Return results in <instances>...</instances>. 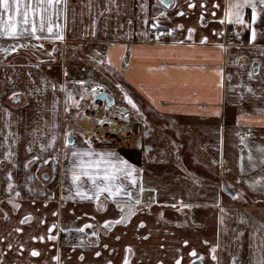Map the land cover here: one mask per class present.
Returning <instances> with one entry per match:
<instances>
[{"label":"crops","instance_id":"1","mask_svg":"<svg viewBox=\"0 0 264 264\" xmlns=\"http://www.w3.org/2000/svg\"><path fill=\"white\" fill-rule=\"evenodd\" d=\"M168 1L165 7L159 0H66L59 5L60 17H54L59 28L53 33H62V40L25 37L17 43L30 53L0 52L9 57L0 61V264H124L125 259L128 264H234V258L235 264H257L264 255V190L258 183L249 186L264 178V8H258L254 23L251 8H244L245 24H233L224 18L226 0ZM154 32L159 40H152ZM38 34L51 35L46 29ZM227 34L232 41H226ZM12 43L0 38V47ZM84 47L95 50L94 62L77 66L73 77L56 58H44ZM15 55L25 62L11 65ZM33 55L38 58L31 61ZM254 61L257 72L249 79ZM66 77L75 94L81 93L77 97L92 95L97 85V93L109 88L111 94L104 93L110 100L102 99L98 112H117L137 126L143 119L142 126L151 130L143 131L145 138L160 140L158 151L142 155L143 139L133 147L66 148L63 114L71 107L64 106ZM13 92L20 103H13ZM125 93L143 118L134 120ZM104 101L113 107L105 108ZM84 120L69 122V130L75 132L71 128H81ZM102 127L115 129L109 137L121 144H134L129 132L119 138L123 126ZM74 150L114 152L106 159L119 157L138 170L132 174L135 184L124 176L117 180L141 201L134 215L106 226L105 221L120 219L116 202L126 197L93 198L87 177L81 178V191L88 196L76 195L67 171L78 162ZM77 229H90L92 243L58 247L60 233L82 236Z\"/></svg>","mask_w":264,"mask_h":264},{"label":"snow or ice","instance_id":"2","mask_svg":"<svg viewBox=\"0 0 264 264\" xmlns=\"http://www.w3.org/2000/svg\"><path fill=\"white\" fill-rule=\"evenodd\" d=\"M164 2L165 0H161V3ZM62 3H66V0H0V38H8L13 41V43L10 44L8 48L0 47V52H14L18 48L23 47L24 45L17 43V41L25 37H30L36 40L53 38L62 40V33H53L54 27L59 28V25L54 23V17L58 19L62 14L63 9L59 7V5ZM141 7L143 8V5ZM246 7L251 8V21L254 23L257 20L258 8H264V0H226L224 18L227 19L229 23L245 24V21L242 19V17L243 10ZM221 23H224L223 19L221 20ZM45 29L51 35L42 36L38 34L43 33ZM191 31L192 29H189V32ZM255 35V29L253 28V40L255 39ZM206 40L207 38L205 37L204 40H202V43ZM218 47L223 48L224 46L218 45ZM97 63H102V61H97ZM253 63L256 62L254 61ZM247 74L249 79H252L256 74V69L249 71ZM78 83L84 84L85 81H78ZM53 87H55V85H53ZM98 87L101 86L97 85L91 90L93 96L97 94L96 88ZM117 87H119V85H117ZM84 91L87 92L88 90L85 89ZM247 91L252 92L253 89L248 87ZM12 97L15 102H18L17 93L13 92ZM83 98L84 96L82 95L81 99ZM105 98L110 100L108 97ZM124 99L139 114V108L137 107L136 103H134V101L126 93L124 95ZM65 111H67V109H65ZM215 114L219 115L218 111ZM99 122L104 123V121ZM70 135L71 133H65L66 148L72 145V141L69 139ZM54 140L55 137H53V142ZM241 143H244L243 138H241ZM41 147L43 148L44 146L41 145ZM260 151L262 153L260 157V164L264 165V149H261ZM6 155L10 156L11 153ZM65 155H67V153H65ZM71 156L76 158L78 162H73L67 171L71 175V182L76 189V195L81 199H85L88 196L87 192L81 191V186L83 183L81 180L82 177H87V180L91 182L93 198L95 199H98L101 193H107V198H115L117 196L126 197L123 202H116V207L121 212L120 219L116 221H105L106 226H111L115 223H122L135 214V205L141 203L140 199L133 197L132 192L127 187H125L123 183H117L118 178L120 176H124L125 179H131L132 183L135 184V179L132 177V174L138 171L135 167H133L127 160L120 159L119 157L116 158V161L106 159V157H115L116 153L114 152L94 153L92 151L82 152L80 150H74L71 152ZM85 156L90 157V159L85 161L83 159ZM92 157L95 158L92 159ZM241 160H243V157H241ZM248 161L252 167L256 166L253 163L251 152H249ZM25 167H27V164ZM243 170V164H241V171L243 172ZM9 179H11V174H9ZM257 183L260 185V188L264 190V178H262L261 181H256L253 184H250L249 186L253 187ZM8 187L11 189L12 184L10 183ZM143 191L144 188L141 186L139 192L142 193ZM16 195H19V192H17ZM145 206L148 207L150 205ZM102 207L103 205L98 204V209ZM85 227H91V225H86ZM77 231L82 232L83 229H77ZM93 235L96 234L93 233ZM240 235L242 236L243 233H240ZM49 238L53 239L54 237ZM261 245L264 246V240L261 241ZM215 251L216 249L213 248L212 252L215 253ZM32 255L35 256L38 255V253L33 251ZM96 255L99 256V252H97ZM80 259L83 260V256H81ZM213 259H216L215 255H213ZM124 264H128L127 259H125ZM177 264H179V261H177ZM257 264H264V255L261 256Z\"/></svg>","mask_w":264,"mask_h":264},{"label":"rangeland","instance_id":"3","mask_svg":"<svg viewBox=\"0 0 264 264\" xmlns=\"http://www.w3.org/2000/svg\"><path fill=\"white\" fill-rule=\"evenodd\" d=\"M24 46L21 48H18V52H20V54H22L23 52H31L30 48L26 47V44H23ZM94 51L84 47L82 48L81 51L77 52V50H72V49H64L63 52L60 51H54V52H48L47 56L44 57L45 59L51 60L56 58V65L62 66L65 71L67 73L70 74V76L74 75L73 74V70H75L77 68V66H88V65H92L94 62ZM14 54V53H13ZM79 56V57H78ZM9 58V57H7ZM7 58H5L4 55H0V61H3L4 59L7 60ZM33 58V59H32ZM34 58H38V57H31L30 60H36ZM25 62L22 58V56H13L12 60H11V65H16L17 63H23ZM75 76V75H74ZM73 77V76H72ZM68 80L67 77L65 78V83H64V106H71L70 108H68V111L64 112L63 114V121H64V138H65V133H71L70 138L72 139V145L71 146H81L82 144L84 145H98V146H120V147H133L135 146V144L137 145L141 143V153L142 155H146L147 157L152 155L155 151H158L159 149V145H160V140L159 138H157L156 136H152L151 135L147 138H145L142 135V131L147 130V131H151L149 128H145L142 125H144L143 123V119H140L142 121H139V125L137 126L135 124V122L131 119V120H127L126 122H123L120 116L118 117L117 112H115V114L111 113V112H107L106 115H104V113L102 112H98V108H100V104H101V100L96 101L92 95H83L84 98L81 99V97H77L80 96L76 95L75 92L73 91L72 88H70L68 86ZM85 88L89 87L90 84L88 82L84 83ZM71 90V91H70ZM108 90V93L110 91L109 88H102V91H106ZM100 93V92H99ZM99 93H97L96 95H99ZM67 94H74L75 97L74 99H71L70 96L67 97ZM111 94V93H109ZM82 96V95H81ZM80 98V99H78ZM137 98V97H136ZM69 100V101H68ZM80 100V101H79ZM14 104H18L19 102H15L13 101ZM12 103V104H13ZM7 104L8 103L7 101ZM104 104L106 105L105 108H112L113 106L107 105L104 101ZM78 105V107H77ZM132 113L134 114L133 116H138L143 118L142 112L139 110V114L137 113V111L135 109H133L131 107ZM134 117V120L137 119V117ZM133 118V117H132ZM82 119H86L85 124H82V127H75V128H71V129H75L73 131L75 132H71L68 128V124L71 121L74 120H82ZM139 120V119H138ZM89 121V122H88ZM99 121H104V123H100ZM93 124H91V123ZM105 124H110V125H115V124H119L123 127H121L119 129V138L121 140L124 139V136L126 134V132H129V135H133L134 137V144H121L120 142H118L117 140L110 138L108 135L103 136V135H95L92 133V130H95L96 127H99V130L101 129L102 131H104V129L106 130L104 126ZM95 125V126H94ZM94 127V128H93ZM127 127V128H126ZM87 129H90L89 131ZM127 130V131H126ZM82 133V134H81ZM50 135H52V128H51V132ZM118 139V137H117ZM65 141V139H64ZM155 146V147H154ZM154 147V148H153ZM156 148V149H155ZM147 154H146V153ZM145 158V157H144ZM147 162H151L149 161V159H147ZM145 160V161H146ZM144 161V162H145ZM154 165V164H153ZM47 173V172H46Z\"/></svg>","mask_w":264,"mask_h":264},{"label":"built area","instance_id":"4","mask_svg":"<svg viewBox=\"0 0 264 264\" xmlns=\"http://www.w3.org/2000/svg\"><path fill=\"white\" fill-rule=\"evenodd\" d=\"M151 38L153 41L159 40L160 39V33L159 32H154L151 35ZM233 40L232 35L227 34L226 35V41L230 42ZM59 244L61 246H73L76 242V238L73 235H70L68 233H62L59 237Z\"/></svg>","mask_w":264,"mask_h":264},{"label":"water","instance_id":"5","mask_svg":"<svg viewBox=\"0 0 264 264\" xmlns=\"http://www.w3.org/2000/svg\"><path fill=\"white\" fill-rule=\"evenodd\" d=\"M159 3H160L161 5H163V6H165V7H167V6L169 5V1H168V0H165L164 3H161V0H159ZM252 68H253V69H256V72H257L258 64H257V63H254V64L252 65ZM101 94H103V95H101ZM101 94L96 95V96L94 97V99H95L96 101H99V100H102V99H104V98L106 97L105 93H101ZM69 139L72 141V139H71L70 137H69ZM42 177H43V179H46V178H47V175H43ZM221 191H222L226 196L230 197V199H233V197H234V193H233L229 188H227L225 185H221ZM85 234H86L87 237H89V236L91 235V232L88 230V231H85ZM86 242H89V239H88V238H87Z\"/></svg>","mask_w":264,"mask_h":264},{"label":"flooded vegetation","instance_id":"6","mask_svg":"<svg viewBox=\"0 0 264 264\" xmlns=\"http://www.w3.org/2000/svg\"><path fill=\"white\" fill-rule=\"evenodd\" d=\"M104 92H106V91H101L100 94H101V93H104ZM142 135L145 137V136L147 135V131H145V134H144L143 131H142ZM88 230L91 232L90 229H85V230L83 231V235H82V236L75 235V234H70V235H73V236L76 238V242H75V244H74L73 246H70V247H75V246H77L80 242H82V243L85 242L86 244H90V243H92V241H91V235H92V232H91V235H90L89 237H87L86 234H85V231H88ZM62 233H67V232H62ZM62 233L59 234V237H60V235H61ZM68 234H69V233H68ZM87 238L89 239V242H86ZM58 247H68V246H61V245L59 244V242H58Z\"/></svg>","mask_w":264,"mask_h":264},{"label":"bare ground","instance_id":"7","mask_svg":"<svg viewBox=\"0 0 264 264\" xmlns=\"http://www.w3.org/2000/svg\"><path fill=\"white\" fill-rule=\"evenodd\" d=\"M87 130L89 131L90 129H87ZM92 133L95 134V135L108 136V135L114 134L115 133V129H113L111 127H108V128H106V130L101 131L98 128H95V130H92Z\"/></svg>","mask_w":264,"mask_h":264}]
</instances>
